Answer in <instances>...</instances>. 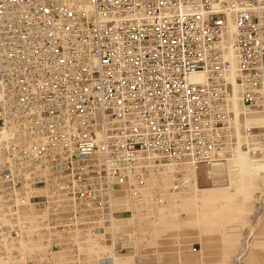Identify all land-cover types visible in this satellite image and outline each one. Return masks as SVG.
I'll use <instances>...</instances> for the list:
<instances>
[{"label":"built area","instance_id":"1","mask_svg":"<svg viewBox=\"0 0 264 264\" xmlns=\"http://www.w3.org/2000/svg\"><path fill=\"white\" fill-rule=\"evenodd\" d=\"M239 150L264 157V0H0V213L74 218L80 246L104 235L100 262L139 257L115 199L163 202L148 180L168 167L170 192L189 189L187 167L220 180Z\"/></svg>","mask_w":264,"mask_h":264},{"label":"rangeland","instance_id":"2","mask_svg":"<svg viewBox=\"0 0 264 264\" xmlns=\"http://www.w3.org/2000/svg\"><path fill=\"white\" fill-rule=\"evenodd\" d=\"M236 157L228 167L215 171L220 180L209 179L206 166L197 170V179L187 170L193 180L192 202L183 206L176 228H157L154 233L153 218L144 214L146 209L136 211L143 214L144 223L129 226L137 229L133 236L140 255L132 254L135 264H264V157L253 158L252 174L242 169ZM2 208L0 264H104L100 262L108 254L104 235L86 236L80 246L81 234L71 224L74 218L60 224L36 210L17 218L10 202ZM18 222L23 240L12 238L9 232ZM37 230L47 231V235L40 237ZM90 238L97 239L101 247L88 262L85 245Z\"/></svg>","mask_w":264,"mask_h":264},{"label":"bare ground","instance_id":"3","mask_svg":"<svg viewBox=\"0 0 264 264\" xmlns=\"http://www.w3.org/2000/svg\"><path fill=\"white\" fill-rule=\"evenodd\" d=\"M235 24L230 18V22L228 25V29L223 37V44L225 47V54L226 57L231 61L232 63V69L228 73V78L231 80L234 86V92H235V98H234V107L236 111H239L241 109V102L238 99V92L239 87L236 82V73L235 69L237 66V57L236 52L234 48V39H235ZM191 79L193 81H201L204 79V75L201 72L194 73L191 76ZM256 122H261V118L258 116L254 117V120ZM239 164H241L242 169H247L250 174L253 173V160L250 157H247V154L239 150ZM237 153V154H238ZM251 159V160H250ZM264 162V160H262ZM190 169L192 172L191 175L193 178L197 179L198 171L201 170L202 166L197 168H185L186 172ZM173 167H168L164 171H162L159 174H153L148 180L149 187H159L164 190L163 192V202L156 203V204H149L146 208V212L144 214L149 215L153 219H151V223L154 225L153 232H157V228H176V223H178V219L180 218V214L182 211H184L183 206L184 205H190L192 202V186L190 185L189 189L183 192H170L168 190V187L170 186L172 180H173ZM116 202L124 203L127 208L132 209L133 213L132 215L125 216V217H119L115 221V228L118 230H123L127 232L136 233V228H130V225H133L135 223H144L143 218L141 217L143 214H139L135 210V204L129 199V197H123V198H117L115 199ZM148 216V217H149ZM137 221V222H136ZM86 252H87V259L88 262H91L94 260L98 250L100 249L99 241L95 238L88 239L86 243ZM39 248V247H38ZM37 251V250H36ZM40 251V250H39ZM116 264H135L133 256L131 254L128 255H121L116 258Z\"/></svg>","mask_w":264,"mask_h":264}]
</instances>
